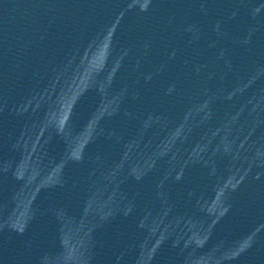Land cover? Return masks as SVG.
<instances>
[{
	"label": "water",
	"instance_id": "water-1",
	"mask_svg": "<svg viewBox=\"0 0 264 264\" xmlns=\"http://www.w3.org/2000/svg\"><path fill=\"white\" fill-rule=\"evenodd\" d=\"M0 264H264V0H0Z\"/></svg>",
	"mask_w": 264,
	"mask_h": 264
}]
</instances>
